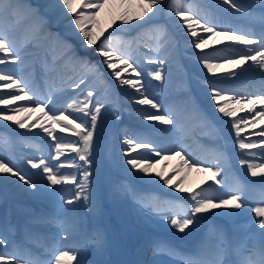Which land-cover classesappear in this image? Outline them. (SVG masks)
<instances>
[{
    "label": "snow or ice",
    "instance_id": "6c2138e0",
    "mask_svg": "<svg viewBox=\"0 0 264 264\" xmlns=\"http://www.w3.org/2000/svg\"><path fill=\"white\" fill-rule=\"evenodd\" d=\"M132 3L133 0H120L119 7L125 8V5H128L130 9ZM254 5H259V9L256 10ZM135 6L139 9V13L125 10L118 15H113L111 21L105 24L101 18L102 14L106 9L110 14L113 13L116 7L115 0H51L48 5L49 9L58 10L60 17L68 21L71 33L80 40L83 47L93 48L95 46L96 54L102 57L103 65L111 70L110 75L120 86H129L139 93L140 98L135 100L136 104L150 106L155 110L142 111L144 121H155L163 125H174L175 122L172 112L167 109L161 112V104L157 103L154 97L150 98L141 91L145 89V84L142 83L143 69L133 55V51L141 44L154 52L155 55L146 58L147 64L155 66L147 74L156 81H164V66L169 62L175 50L177 39L165 25L152 24L155 17L164 15L174 24L184 44L195 57V63L202 66L207 73L216 75L217 69L229 65L227 69L229 78H240L257 70L264 76V0H251L248 5L240 3L239 0H218L217 8L223 9L228 16L246 20L249 25L246 27L233 26L226 18L194 0H135ZM5 16L15 24L22 21L29 23L25 43L19 47L10 35L11 27L9 29L0 28V65L23 64L26 59L25 48H39L42 40H49L48 52L41 63L44 76L58 74L61 62L72 63L79 68L80 75L79 79L74 80L69 86L73 89H82V86L84 88L81 96L72 99L67 107L54 110L49 108L54 100V93L51 90L46 95H42L34 83L21 76L17 70L0 69V88L11 90L7 93H0V105H5V108L0 110V120H13L14 115L9 113L40 111L42 116L37 118L31 127L35 128L39 125L54 142L51 145L54 151L49 154L50 158L34 156L26 160L31 169L39 170L37 175L40 181H37L31 173H24L14 162H5L2 156H0V174L6 177H16L13 183H18L25 190L36 193L54 194L56 186L73 184L76 187L70 199L63 195L59 197L61 206L86 201L91 210H96L99 202L90 190L93 175L91 170L93 161L90 157L97 123L105 104L99 99H94L97 96V89L89 85L88 79L91 77L99 80L102 74L97 65L92 64L86 58L76 56L72 45L59 34L47 31L45 18L22 0H0V18ZM134 21H143L144 24L134 25ZM113 25H117L116 30L108 32ZM125 25L151 26L138 38L129 41L116 36V31H123ZM257 25L258 30H256ZM106 32L107 35H105ZM214 37H223L224 40L232 43L222 48L213 46L212 51L205 52V48L209 47V40ZM224 40L219 43L224 44ZM197 49L203 54L197 53L195 51ZM54 52L62 53V55L56 57L53 55ZM125 73L128 75L125 76ZM205 90L208 92L215 111L222 117L229 118L226 122L234 130L235 144L241 150L238 163L246 167L250 177L264 178V126L261 130L250 134L257 136L258 140L242 135L245 129L255 128L261 121H264V80L260 82L258 89L252 92H244L236 88L225 89L215 84H206ZM229 92L231 95H228ZM16 101H27L34 107H7ZM242 112H246L247 115H238ZM73 114L78 115L73 118ZM44 117L51 121L50 126L46 127L40 123ZM15 123L19 128H28L26 121L17 119ZM55 126H59L61 133H71L78 139L68 140L58 135ZM8 143L7 138L0 137V147ZM123 144L127 149L126 164L132 170L145 175H151V169L158 162L154 157L171 158V156L164 155V150L158 148L151 140L129 136L123 140ZM138 149H145L152 155H143L137 152ZM253 149L259 151H252ZM170 151L182 161L181 168L187 166L189 170L209 172L215 185H220L221 188L229 187V191L220 195L215 194L219 190L211 185L206 188L202 187L198 191L193 190L186 198H183L186 199L185 205L159 201H152L146 205L155 211L163 210L167 215L168 224L177 232L184 233L191 225L199 223L202 214L212 213L233 217L239 215V212L235 210L246 207L243 183L237 179L235 186H228L225 182L227 159L223 152L216 154L214 163L205 166L204 161L194 157L189 158L191 154L185 155L186 150L183 148ZM134 152L136 155H133ZM71 153L76 154L74 158H70ZM62 156L65 157V161L55 163L60 161ZM257 156L261 157L260 163L255 162ZM63 168H75L78 172H82V176L78 177L76 173L65 174L61 171ZM155 175L165 185L177 188L181 192L187 191L180 187L184 183L183 180L173 185L172 176H164L163 173ZM217 177L220 178L217 179ZM259 183L262 186L261 199L251 209L255 214L253 220L255 229L243 237L238 234L239 230H235L237 234L230 237L223 228H213L205 236L195 254L182 258V264H264V179H261ZM220 209L234 211L218 212L217 210ZM64 210L69 213L75 212V208L71 207ZM26 239H31L30 233L26 234ZM73 239V232L64 228L60 240L40 242L39 246L48 254L47 258L42 259L30 250L27 256H23L19 254L18 247H14L12 253L0 252V264H73V262L84 264L82 259H77L80 253L79 247L61 246L60 241ZM93 242L97 250L102 251L107 242L106 236L98 232L93 237ZM8 243L7 236L0 235V248ZM154 247L156 251L167 248L163 243H156ZM168 250L174 253L173 249L168 248ZM229 256L234 259L229 260Z\"/></svg>",
    "mask_w": 264,
    "mask_h": 264
},
{
    "label": "bare ground",
    "instance_id": "6f19581e",
    "mask_svg": "<svg viewBox=\"0 0 264 264\" xmlns=\"http://www.w3.org/2000/svg\"><path fill=\"white\" fill-rule=\"evenodd\" d=\"M34 1L37 3L38 10L47 22V31H66L67 24L64 22V19L60 17L59 11H52L49 9L48 5L50 0ZM194 2L200 3L202 6L209 7L211 11L223 18H226L227 21L235 27L249 26L246 20L228 16L223 9L217 8L216 5L218 0H194ZM239 2L246 5L251 2V0H247V3H243L242 0H239ZM115 3L116 7L113 13L110 14L106 9L104 14H102L101 18L105 24L111 21L113 15H118L120 12L125 10L139 13V9L135 6V0H133L130 9L128 8V5H125V8L119 7L120 0H115ZM145 19L147 20V17ZM156 20H163L169 32L177 39V45L171 58L169 59L168 64L171 65L179 60H183V55L191 51L184 44L174 24L164 15L155 17L152 24H154L153 22ZM133 24L143 25L144 22L134 21ZM116 28L117 25H113L112 28L108 29V32L115 31ZM141 28L142 27L140 26L134 27L133 25H125L123 31H116V36L125 40H128L129 38H136ZM27 29L28 22L22 21L19 24L13 25L10 35L14 40H25ZM256 30H258V25L256 26ZM107 34L108 33L106 32L105 35ZM60 37L67 42L69 41V39L64 36ZM221 40H224V38L214 37L210 39L209 47L205 48L204 51L210 52L213 50V46L216 48H222L225 45L232 43L224 40V44H220L219 41ZM72 41L74 42V46L72 47L76 56L79 57L82 53L90 52L100 59V64L103 66V75L105 76L104 85L97 89V96L94 97V99L101 100L105 104V107L102 109L97 123V130L93 140L92 156L90 157L93 161L91 170L94 177L92 179H95L92 180V182L95 181V183H91L90 190L94 196L98 198L99 202L98 208L90 211L92 214L93 226L91 238L100 232L99 223L104 217L103 208L111 207L110 214L114 215L118 219L119 224H121V229L123 230V235L126 237L127 241L129 243H134L140 253H145V251L149 248L150 240L148 236L153 229L158 231V243L162 240L163 242H167L172 239V236H162L164 231H168L166 229L167 215L165 214L164 216L158 217L156 214H161L159 211L146 207L144 202L151 199L148 196L155 195L157 190L159 193L153 197L154 201L160 200L185 205V202L181 199V195L189 194L196 185L213 181L210 178L211 173L197 171L195 169L189 170L187 166L181 168V165L177 164L176 159H163L160 157H154V159L158 162L155 163V166L151 169V175H145L136 170H132L131 167L126 164L125 152L127 149L123 144V140L129 136H135L138 139L151 140L153 142L152 135L159 139H165L166 137L175 138L177 135L176 132L185 128V124L183 122L178 125V120L184 117L182 116L184 106H178L179 102L173 104L171 101H165L162 103L161 112L165 109L172 112L175 116L174 125H163L155 121H144L141 115L142 111L151 112L155 110L150 106H143L135 103V100L140 98L139 93L129 86H120L118 84L114 77L110 75L111 70L107 69L103 65L102 57L96 54L95 46L93 48L83 47L80 40L76 36L73 37ZM49 46V40H42L39 48H25L24 55L32 64H35L33 71L39 80L38 89L41 94L46 95L50 90L54 93L53 104H51L49 108L57 110L61 107V105H63L64 108L67 107V104L76 97V95H72L75 89L69 86L73 82V78L69 79L63 73V70L66 67H73L75 65L72 63L61 62L58 74L45 77L41 71L42 61L39 58L41 54L46 56ZM146 51L151 52L148 49H146ZM195 51L201 55L203 54L199 49ZM53 55L59 57L62 53L54 52ZM49 59H51V57H49ZM184 63L188 70V81L182 90L185 92L179 95L180 101L191 100V98L189 99V96H194L190 91L196 89L194 91L197 92V99L201 100L202 103L205 102L208 105L207 109L212 114H218L213 108L212 101L209 99L208 92L205 88L198 90L194 87V76L201 75L202 77H207L211 80H217V83L212 84H215L217 87L232 89L233 84L228 82V80H225L229 79V77H227V69L230 66L224 65V67L217 69L216 75H212L207 73L202 66H198L195 63V59L193 62L184 61ZM22 65L23 64H19L21 69ZM145 65L148 64L146 63L143 66ZM130 71L131 70H129V72ZM124 75L127 76L128 73H125ZM55 77H57L58 80H54ZM9 91L11 90L0 88V93H7ZM228 95H231V93L229 92ZM191 101H193V99ZM165 103H168V105L164 106ZM17 106L34 107V105L27 101H16L9 104L7 107L14 108ZM4 108L5 105H0V110H3ZM45 111H49V109H45ZM9 114L14 115V119L11 121L0 120V124L4 125L5 130L7 129L9 131L11 140L14 144L12 146L14 148V154L19 157L23 166L19 165L17 161H14V163L19 165L24 173H31L37 181H40V177L37 175L39 170L31 169L30 166L27 165L26 160L27 158L34 156H44L45 158H50L49 154L54 151L51 147L54 143L51 140V137H48L39 125L35 128L31 127V125L36 122L37 118L42 116V113L40 111H36ZM76 115L78 114H73V118H75ZM109 115H111V117ZM17 119L26 121L28 128H19L15 123V120ZM40 123L46 127L51 125V121H49L47 117H44ZM141 125L146 127L149 131L140 130L138 127ZM55 127L58 135L64 136L68 140H77V137L71 133H61L59 126ZM40 142L42 143V147L40 146ZM179 145L182 146L181 144ZM167 146L170 147V145ZM137 152L143 155H152L145 149H138ZM75 155V153H71L70 158H74ZM133 155H136V152H134ZM164 155L169 156L166 152H164ZM107 156L110 157L109 161H107ZM195 158H197V156ZM63 161H65L64 156L61 157L60 161H56L55 163ZM75 170V168H70L64 173H76ZM103 172L105 176H103ZM156 173H163L164 176H172L173 185H176L179 181L183 180L184 183L180 185V187L187 189V191L181 192L177 188L165 185L163 181L155 175ZM130 179L133 180L131 183ZM13 181H16V177H6L5 175L0 174V194L2 195L3 202L8 203V207L15 205L20 212L28 215L32 219L35 218L33 215H38L41 217V219L38 220L58 222L56 226L59 225L61 227L58 231H56V233L64 231V228H68L70 232L76 231L73 226H68L65 221L58 219L59 215H66L67 218H74L78 215V211L75 208L78 202L73 205L61 206V202L59 200L61 195L68 199L71 198L72 192L74 191L72 184L58 185L56 186V192L54 194H50L48 192L36 193L27 191L20 187L18 183H13ZM137 183L139 185H137ZM49 188H51V186H49ZM138 203L142 204L138 206ZM69 207L75 208V212L69 213L64 210ZM223 210L224 209H220L217 211L222 212ZM78 243L79 241L75 242L76 245Z\"/></svg>",
    "mask_w": 264,
    "mask_h": 264
},
{
    "label": "rangeland",
    "instance_id": "374dc122",
    "mask_svg": "<svg viewBox=\"0 0 264 264\" xmlns=\"http://www.w3.org/2000/svg\"><path fill=\"white\" fill-rule=\"evenodd\" d=\"M50 2H51V0L49 1V3H50ZM24 3L27 4V5H29V6H31V8H33L34 10H36V11L38 12V6H37V4H36V2H35L34 0H25ZM39 14H40V13H39ZM64 22L67 24V33H68V34H66V35H73V34L71 33L70 28L68 27V21L65 19ZM155 24H163V23H162L161 21H157ZM163 25H164V24H163ZM148 27H149V26L144 27V28L141 30V32L139 33V36H140L141 33H144ZM54 34H58V32L56 31V32H54ZM145 43H147V42L145 41ZM82 58H86V59H87L88 61H90L92 64H95L94 58H93L92 56L85 55V56H83ZM150 69L152 70L153 68H150ZM79 75H80V74H79ZM78 77H79V76H78ZM157 82H158V81L155 80V81L151 84V86H152V87H156V86H157ZM199 82H201V79H199ZM0 136H1V135H0ZM1 137H2V136H1ZM0 150H2V152L0 151V156H2L3 151H4V147H3V146H2V148L0 147Z\"/></svg>",
    "mask_w": 264,
    "mask_h": 264
}]
</instances>
